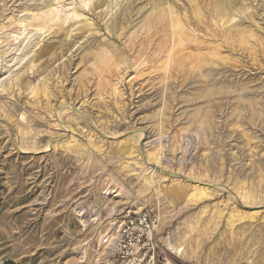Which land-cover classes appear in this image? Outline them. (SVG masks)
Segmentation results:
<instances>
[{
  "label": "rangeland",
  "instance_id": "rangeland-1",
  "mask_svg": "<svg viewBox=\"0 0 264 264\" xmlns=\"http://www.w3.org/2000/svg\"><path fill=\"white\" fill-rule=\"evenodd\" d=\"M145 209L175 264H264V0H0V264H111Z\"/></svg>",
  "mask_w": 264,
  "mask_h": 264
},
{
  "label": "built area",
  "instance_id": "built-area-1",
  "mask_svg": "<svg viewBox=\"0 0 264 264\" xmlns=\"http://www.w3.org/2000/svg\"><path fill=\"white\" fill-rule=\"evenodd\" d=\"M158 219L153 210L121 216L104 233L100 245L109 253L111 264H175L159 253L155 234Z\"/></svg>",
  "mask_w": 264,
  "mask_h": 264
},
{
  "label": "bare ground",
  "instance_id": "bare-ground-1",
  "mask_svg": "<svg viewBox=\"0 0 264 264\" xmlns=\"http://www.w3.org/2000/svg\"><path fill=\"white\" fill-rule=\"evenodd\" d=\"M152 2H153V0H152ZM226 2V1H225ZM58 3V2H57ZM75 3V2H74ZM134 3V2H133ZM157 3H159V4H161L162 3V0H157ZM164 3V2H163ZM143 4V3H142ZM95 5V4H94ZM226 5V4H225ZM77 6V5H76ZM238 6V5H237ZM55 10V9H54ZM228 10V9H227ZM59 11V10H58ZM165 11V10H164ZM210 11H211V9L209 10V13H210ZM30 12V11H29ZM49 12V11H48ZM203 12V11H202ZM215 12H216V14H218V15H221V14H224L223 13V11H221L219 8H216V10H215ZM208 13V14H209ZM49 14V13H48ZM69 14H71V13H69ZM203 14V13H202ZM205 14V13H204ZM36 15V14H35ZM165 15V14H164ZM193 15V14H192ZM198 15H200L201 16V13L199 14L198 13ZM32 16V15H31ZM208 16V15H207ZM34 17V16H33ZM32 17V18H33ZM57 17V16H56ZM194 17V16H193ZM31 18V17H30ZM38 18V17H37ZM164 18H165V16L163 17V18H161V22H162V20H164ZM27 19V18H26ZM196 19V18H195ZM194 19V20H195ZM209 19H211V18H209ZM32 20V19H31ZM68 20V19H67ZM192 21V20H191ZM200 21V20H199ZM25 22V21H24ZM27 22V21H26ZM55 22V21H54ZM186 22V21H185ZM196 22V21H195ZM53 23V22H52ZM175 23V25H173V26H175L176 28L174 29L175 30V32H174V34H173V36L170 38L171 40H170V42H168L167 40L165 41V43H161L162 45L160 46V50L162 51L161 52V54L160 55H164V53H166V56H164L165 57V59L163 60V61H168V59H169V57H172V55H174V53H175V51L178 49V48H182V43H183V38L188 34L185 30H184V27L179 23V21H176V22H174ZM187 23V22H186ZM11 24H13V23H11ZM10 24V25H11ZM23 24V23H22ZM59 24V23H58ZM161 24V23H160ZM164 24H165V22H164ZM183 24V23H182ZM199 24H200V22H199ZM43 25H46V22H44L43 23ZM54 25V24H53ZM62 25V24H61ZM172 25V24H171ZM187 25V24H186ZM16 26H18V25H16ZM55 26L56 27H58V29L60 28L59 27V25H57L56 23H55ZM63 26V25H62ZM72 26V25H71ZM166 26V25H165ZM73 27V26H72ZM167 27V26H166ZM150 28L151 27H149V31H150ZM160 28V27H159ZM163 28V27H162ZM198 28V27H197ZM9 29V28H8ZM50 29V28H49ZM65 29V28H64ZM152 29V28H151ZM155 29V28H154ZM153 29V30H154ZM164 29H165V27H164ZM187 30V29H186ZM198 30V29H197ZM22 31H24V30H22ZM148 31V32H149ZM155 31V30H154ZM153 31V32H154ZM164 31V30H163ZM224 31V30H223ZM47 32V31H46ZM70 32V31H69ZM68 32V33H69ZM152 32V31H151ZM158 31L156 30V32H154V33H156V35L159 33H157ZM161 32V31H160ZM50 33V32H49ZM165 33H166V31H165ZM192 33V32H191ZM153 34V33H152ZM67 35V34H66ZM69 35V34H68ZM118 35V34H117ZM135 35V34H134ZM148 35H150V34H148ZM155 35V36H156ZM244 35V33H241V36H243ZM151 36V35H150ZM149 36V37H150ZM167 36V35H166ZM16 37V36H15ZM157 37H158V35H157ZM161 38H162V36H161ZM149 39V38H148ZM157 39V38H156ZM155 39V41H158V40H156ZM164 39V38H163ZM150 40V39H149ZM152 40V39H151ZM154 40V39H153ZM148 41V40H147ZM159 41H161V40H159ZM194 41V40H193ZM198 41V40H197ZM202 41V40H201ZM153 42V41H152ZM162 42H163V40H162ZM185 42H186V40H185ZM154 44H156V43H154ZM159 44V43H158ZM154 46H156V45H154ZM159 46V45H158ZM140 47H142V44H141V46ZM170 47V48H169ZM143 48V47H142ZM153 48H155V47H153ZM105 49V48H104ZM196 49V48H195ZM144 50H146V48H144ZM143 50V51H144ZM152 51H153V49H151ZM156 50H158V49H156ZM133 51H134V49H133ZM147 51H148V49H147ZM151 51V52H152ZM199 51V50H198ZM154 52V51H153ZM135 53V52H134ZM138 53V52H137ZM148 52H146V53H144V55L142 56V60H141V62H140V59H139V66L140 65H142V64H144L145 65V63H146V60H144L143 58H145L146 57V55L145 54H147ZM131 54V53H130ZM149 54H151V53H149ZM148 55V54H147ZM49 56V55H48ZM59 56V55H58ZM37 57V56H36ZM51 57V56H50ZM138 57V56H137ZM150 57V56H149ZM148 57V58H149ZM153 57V56H152ZM163 57V58H164ZM155 58V57H154ZM162 58V59H163ZM124 59V58H123ZM126 59V58H125ZM161 59V58H160ZM174 59V58H173ZM122 60V59H121ZM160 61H162V60H158L157 61V63H160ZM162 62L161 64H166V66L167 65H169L168 64V62ZM135 62V61H134ZM172 64V63H171ZM137 66H138V63H137ZM157 66H160V65H157ZM156 66V67H157ZM132 67V66H131ZM148 67V66H147ZM163 67H165V66H163ZM140 68V67H139ZM143 68V67H142ZM144 68H145V66H144ZM143 68V69H144ZM150 68V67H149ZM148 68V69H149ZM153 68V67H152ZM158 68V67H157ZM161 68H162V65H161ZM168 68V67H167ZM54 69V68H53ZM115 69V68H114ZM142 69V70H143ZM154 69V68H153ZM137 70H138V68H137ZM147 70V69H146ZM160 70V69H159ZM101 71V70H100ZM109 71V70H108ZM115 71V70H114ZM139 71H141V69L139 70ZM144 71V70H143ZM147 71H150L151 72V70H147ZM166 71V70H165ZM105 72V71H104ZM136 72V71H135ZM157 71L155 70V74H158V73H156ZM140 73H142V71L140 72ZM139 73V75H137V76H139L140 77V74ZM145 73H147L148 74V72H145ZM142 75H143V73H142ZM65 76V75H64ZM135 76H136V74H135ZM145 76H147V75H145ZM149 76H151V75H149ZM143 77V76H142ZM51 79V78H50ZM138 78H136V80H137ZM55 80V79H54ZM132 80V79H131ZM144 80V79H143ZM10 81V80H9ZM14 81V80H13ZM131 82V81H130ZM134 82H136L135 81V79H134ZM46 83V82H45ZM132 84V83H131ZM47 85V84H46ZM45 85V86H46ZM2 86H4V85H2ZM37 87H39V86H37ZM47 87V86H46ZM101 87V86H100ZM36 90V89H35ZM47 91V90H46ZM37 92V91H36ZM48 92V91H47ZM50 92V91H49ZM43 94H47V93H43ZM33 95V94H32ZM38 96H39V94H38ZM49 100V99H48ZM102 100V99H101ZM40 104V103H39ZM55 113V112H54ZM126 145V144H125ZM125 151V150H124ZM130 154V153H129ZM148 182V181H147ZM174 191H175V193L176 194H178V195H181V194H183L184 196L186 195L187 197H189L188 195H189V192H182L180 189H179V187H177V186H175L174 188ZM197 189V188H196ZM248 190V189H247ZM197 195V194H196ZM192 197V196H191ZM251 198V197H250ZM191 204V203H190ZM242 213V212H241ZM248 218V217H247ZM231 223H233V220H230L229 221V225L231 224ZM177 247L178 246H174V248L175 249H177ZM181 247H179L176 251H177V254L180 256V257H183L184 255H185V253H184V250L181 248ZM187 256V255H186Z\"/></svg>",
  "mask_w": 264,
  "mask_h": 264
}]
</instances>
